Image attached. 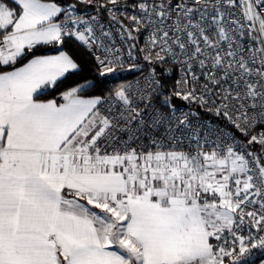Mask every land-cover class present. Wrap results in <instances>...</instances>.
Masks as SVG:
<instances>
[{"label": "snow or ice", "instance_id": "obj_1", "mask_svg": "<svg viewBox=\"0 0 264 264\" xmlns=\"http://www.w3.org/2000/svg\"><path fill=\"white\" fill-rule=\"evenodd\" d=\"M193 104L224 126L194 123ZM253 250L264 0H0V264Z\"/></svg>", "mask_w": 264, "mask_h": 264}, {"label": "built area", "instance_id": "obj_2", "mask_svg": "<svg viewBox=\"0 0 264 264\" xmlns=\"http://www.w3.org/2000/svg\"><path fill=\"white\" fill-rule=\"evenodd\" d=\"M141 44H143V38L141 37ZM145 71H147V68H145ZM125 75L129 78V79H132V75L129 74V73H125ZM176 104L180 105L181 107L185 108V109H188L189 106L187 104H184L183 102L181 101H175ZM191 110L195 113H198V117L196 116H193L191 117L190 119H192V121L195 123V122H199V121H209L211 122L212 124H219L221 126H224V122L221 121V120H218L216 117L212 116L210 113L204 111L203 109H200L202 110V113H199L197 111L196 108H198L195 104L191 105ZM234 131V130H233ZM237 135H239L237 133ZM254 251V255L251 257L250 260H248L246 262V264H264V252H260V251H257V250H253Z\"/></svg>", "mask_w": 264, "mask_h": 264}, {"label": "trees", "instance_id": "obj_3", "mask_svg": "<svg viewBox=\"0 0 264 264\" xmlns=\"http://www.w3.org/2000/svg\"><path fill=\"white\" fill-rule=\"evenodd\" d=\"M84 75H85V76L90 75V73H89V71H88L87 68H86V70H85ZM75 79H80V77H77V78H75ZM75 79H74L72 82H70V83H74V82H75ZM171 83H172V80H169V81H168V84L171 85ZM196 109H197V111H198L199 113H202V110H200L199 108H196Z\"/></svg>", "mask_w": 264, "mask_h": 264}]
</instances>
